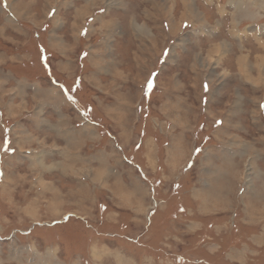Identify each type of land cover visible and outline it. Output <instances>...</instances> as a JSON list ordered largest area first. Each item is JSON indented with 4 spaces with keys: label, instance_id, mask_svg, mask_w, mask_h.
<instances>
[{
    "label": "rangeland",
    "instance_id": "obj_1",
    "mask_svg": "<svg viewBox=\"0 0 264 264\" xmlns=\"http://www.w3.org/2000/svg\"><path fill=\"white\" fill-rule=\"evenodd\" d=\"M261 104L264 0H0V264H264Z\"/></svg>",
    "mask_w": 264,
    "mask_h": 264
},
{
    "label": "snow or ice",
    "instance_id": "obj_2",
    "mask_svg": "<svg viewBox=\"0 0 264 264\" xmlns=\"http://www.w3.org/2000/svg\"><path fill=\"white\" fill-rule=\"evenodd\" d=\"M49 15H52V13L51 12H49ZM185 27H187V24H185ZM42 59H44V57H42ZM156 75V73H152L149 77H148V79H147V81H146V84H145V94H147V92L148 91H150V90H152L154 87H155V82H154V80H153V78L152 77H154ZM207 84H205L204 85V89H205V91H207ZM260 107L261 108H264V104H261L260 105ZM216 123H221V121H217ZM196 151L198 152L199 151V149H196Z\"/></svg>",
    "mask_w": 264,
    "mask_h": 264
},
{
    "label": "bare ground",
    "instance_id": "obj_3",
    "mask_svg": "<svg viewBox=\"0 0 264 264\" xmlns=\"http://www.w3.org/2000/svg\"><path fill=\"white\" fill-rule=\"evenodd\" d=\"M157 5V4H156ZM185 7H184V10H185V14L187 13V11H190V12H192L194 15H196V17L199 15V13H197L196 11L197 10H195L194 11V7H191L190 8V6L187 4V3H185ZM158 7V6H157ZM161 7H162V9H161ZM159 8H160V10H162V12H164V10H166V7H165V5H162V3H161V5L159 6ZM190 8V9H189ZM189 12V13H190ZM165 14L167 13V11L166 12H164ZM216 46H217V44H216ZM215 45H214V47H211L212 49L211 50H217V49H219L220 47H216ZM223 49V48H222ZM219 51V50H218ZM223 51V50H222ZM242 60V59H241ZM241 62V61H240ZM96 64H98V63H96Z\"/></svg>",
    "mask_w": 264,
    "mask_h": 264
}]
</instances>
